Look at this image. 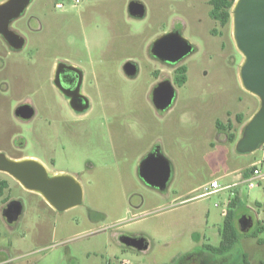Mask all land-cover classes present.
Returning a JSON list of instances; mask_svg holds the SVG:
<instances>
[{"label":"rangeland","instance_id":"374dc122","mask_svg":"<svg viewBox=\"0 0 264 264\" xmlns=\"http://www.w3.org/2000/svg\"><path fill=\"white\" fill-rule=\"evenodd\" d=\"M130 1L31 0L13 23L26 45L10 52L0 37V152L35 156L49 175L77 174L83 192L80 204L58 211L0 171L10 182V190H0V264H236L242 253L250 264H264V243L257 242L264 230L240 236L224 256L205 249L219 245L231 199L237 219L253 218L250 232L264 226V144L245 153L236 148L260 101L241 84L244 57L232 17L225 25L213 21L207 0H138L145 14L134 17ZM174 29L194 50L171 66L151 46ZM61 60L86 72L83 113L71 110L52 83ZM130 61L138 68L133 77L123 68ZM182 65L187 80L178 86ZM165 79L176 95L158 110L152 90ZM20 101L32 104L31 119L15 115ZM217 121L232 125L233 140ZM153 150L171 166L165 194L139 176ZM253 168L262 178L248 187L244 172ZM213 181L236 185L206 193ZM129 187L137 195L123 193ZM7 199L23 207L13 223L3 216ZM124 235L144 237L148 248L125 246Z\"/></svg>","mask_w":264,"mask_h":264},{"label":"water","instance_id":"95a60500","mask_svg":"<svg viewBox=\"0 0 264 264\" xmlns=\"http://www.w3.org/2000/svg\"><path fill=\"white\" fill-rule=\"evenodd\" d=\"M31 0H6L0 3V34L16 49L23 46V39L9 28V24L20 17ZM129 13L143 17L145 9L138 0L130 1ZM233 38L244 59L239 70L243 88L257 96L260 104L245 124L242 136L236 144L239 152H251L264 144V0H235L231 9ZM14 41L18 43H13ZM194 50L193 45L178 30L159 36L151 46V52L159 60L171 64L179 63ZM57 67H74L59 63ZM125 73L132 77L138 72L134 62H126ZM55 83L59 85L56 81ZM60 86V85H59ZM176 91L170 80H162L152 90V101L156 109H168L175 99ZM87 103L84 108H86ZM16 114L31 118L34 109L24 104L16 108ZM0 171L15 178L24 188L40 193L56 210L63 211L82 201V188L78 180L69 174L49 175L45 166L31 158L11 159L0 152ZM139 176L150 186L165 189L171 176L169 161L161 154L147 155L139 165ZM19 200L9 201L3 216L13 223L22 214ZM239 230L247 233L253 227V218L243 215L237 219ZM120 241L127 247L143 251L148 241L142 236L124 235Z\"/></svg>","mask_w":264,"mask_h":264},{"label":"trees","instance_id":"16d2710c","mask_svg":"<svg viewBox=\"0 0 264 264\" xmlns=\"http://www.w3.org/2000/svg\"><path fill=\"white\" fill-rule=\"evenodd\" d=\"M235 0H210V16L214 19H217L221 25H225L230 21L231 18V9L234 4ZM186 67L179 66L175 69V77L174 81L178 86H182L186 80ZM232 125L230 123L222 124L221 122H216V127L218 130L224 131L227 137V140H233L234 134L230 133V129ZM229 132V133H228ZM248 171L244 172V176H247ZM6 187V182H0V190L2 191L3 188ZM237 206V199H231L228 202L227 209L224 212V220L220 230L221 240L219 245L212 246V245H205V249L213 255L224 256L228 254L237 244L240 236H252L257 237L258 234L264 230L263 225H259L256 227L255 230L249 231L247 233H243L239 230L237 217L235 214V208ZM259 244L264 243V239H257ZM166 264H173V263H166ZM236 264H250L248 255L246 253L241 254V261Z\"/></svg>","mask_w":264,"mask_h":264},{"label":"flooded vegetation","instance_id":"af4514ba","mask_svg":"<svg viewBox=\"0 0 264 264\" xmlns=\"http://www.w3.org/2000/svg\"><path fill=\"white\" fill-rule=\"evenodd\" d=\"M209 1L210 0H207L208 4L210 5ZM209 17L213 21L218 22L220 24V22L217 19H214V18H212L210 16V11H209ZM16 19H18V18H16ZM15 20H13L9 24V28L11 30H13L17 35H19L20 37H22V39H23L22 40L23 41V46L21 48H18V49L14 48L12 46V44L10 42H8L0 34V37L2 38V40L4 41V43L6 44V46L10 50V52L11 51H18V50L22 49L26 45V43H27V38L24 35H22L20 32H18L15 27H13V23H14ZM175 30L176 29H174L172 31H175ZM13 43L16 44L18 42L14 41ZM193 48H194V46H193ZM152 55L155 57V55L153 53H152ZM155 58L158 59L157 57H155ZM161 62H163V61H161ZM59 63H64L66 65H70V63H68V62H66L64 60L57 61L55 67H53L52 83H53L54 87L65 97V99H66V101H67V103H68V105H69V107H70L71 110L75 111L76 113H83L84 111H86V108H84V107H85V105H86V103L88 101V98H87L86 94L83 91V84L86 81V72L81 67H57ZM163 63L168 64V65H171V66L172 65H175V64L168 63V62H163ZM55 81L60 86L57 85L55 83ZM24 104H28V105H31L32 106V104L29 103L28 101H20V103H19L18 106L24 105ZM34 114H35V110H34ZM15 115L18 118L22 119V120H29V119H31L33 117L32 116L31 118L23 119V118L19 117L16 114V109H15ZM26 157L27 156L15 157V159H25ZM30 157H33L31 159H35V160L39 161V159H37L35 156H30ZM57 174H64V173L62 171H58ZM51 175H55V174H51ZM72 176L75 177L76 179L78 177L77 174L76 175H72ZM0 182H3V179L2 178H0Z\"/></svg>","mask_w":264,"mask_h":264},{"label":"built area","instance_id":"2783aa9c","mask_svg":"<svg viewBox=\"0 0 264 264\" xmlns=\"http://www.w3.org/2000/svg\"><path fill=\"white\" fill-rule=\"evenodd\" d=\"M244 178H245V181L248 183V187H254L255 186L254 180L262 178V175H261L259 169L253 168L250 171H248L247 176H244ZM235 185H236V183H233V184L228 183L226 185H220L217 181H213L210 185L211 189H207L206 193H214V192H218L222 189H229V188L234 187Z\"/></svg>","mask_w":264,"mask_h":264},{"label":"crops","instance_id":"0c3cea01","mask_svg":"<svg viewBox=\"0 0 264 264\" xmlns=\"http://www.w3.org/2000/svg\"><path fill=\"white\" fill-rule=\"evenodd\" d=\"M151 153H154L155 155H157V154H160V150H153V152H150L149 154H151ZM148 154V155H149ZM143 155H145V154H143ZM143 155L142 156H140V158H138V160L139 159H141V157H143ZM3 173H5V172H3ZM58 173V171H53L51 174H57ZM9 178H11V180H16L15 178H13L11 175H9V174H7V173H5ZM3 179V181H5L6 182V187L5 188H3L2 190H6V189H9L10 190V182H9V180L8 179H5V178H2ZM148 185V184H147ZM150 186V185H149ZM152 188H154V190H159V191H161L162 192V189H159V188H157V187H154V186H151ZM132 189V187H129V190L128 189H124V191H123V193H130V194H132L133 196H135V195H137V192H134V191H132L131 190ZM131 190V191H130ZM130 191V192H129ZM30 194H32L33 196H35V197H37V198H39V193L38 192H36V191H31L30 190ZM161 194H165V193H161ZM7 201H10V199H7L6 200V202ZM41 202H43V201H41Z\"/></svg>","mask_w":264,"mask_h":264}]
</instances>
